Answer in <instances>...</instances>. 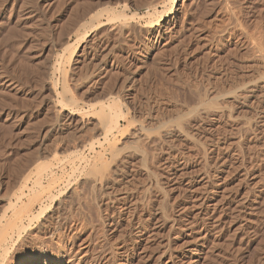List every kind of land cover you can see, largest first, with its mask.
Listing matches in <instances>:
<instances>
[{
	"label": "rangeland",
	"instance_id": "obj_1",
	"mask_svg": "<svg viewBox=\"0 0 264 264\" xmlns=\"http://www.w3.org/2000/svg\"><path fill=\"white\" fill-rule=\"evenodd\" d=\"M146 3L148 4V6H145L147 5ZM169 5H170L169 0L168 1L167 0H153V1L152 0L151 1L150 0H0V196H1L0 214L7 205L5 200L7 201L9 196L6 194L9 192L11 196L12 193H14V191L15 193L17 192L16 191L17 190L16 186L18 182L17 179H19L22 174L23 175L29 174L30 180L27 181V185L28 187H30L34 182L33 180L36 179L35 176L41 172H42L41 177L37 175V178L39 177L41 183L42 184L44 183L43 185H46L45 180L47 179V176L45 175V173L46 172L49 173L50 171L56 179L58 178L57 181L60 180V182L57 183L58 188L56 186L57 190H55V192L53 193L55 196L54 197L55 199L53 198L54 199L53 202L49 200L45 203V206H47L48 204L47 209L45 210L46 215H48L47 213H51V211H53L54 208L53 206L55 205V204L53 205V203H56L58 201L59 202L64 201V203H66L65 207L67 208L64 207L65 209L62 210L63 211L62 215L65 214L64 216H66V218L68 217L67 225L75 223L76 225H78L77 227L82 229L80 233L77 235V239H75L74 241L75 246L71 247L67 242L69 246L68 249L71 248L70 249L71 251L69 250V252H83L82 261L77 263L75 262V256L74 258L71 259L69 256L61 257L59 258V260H52L53 258L51 257L49 260V258H47L46 256L35 255L34 252L37 251L35 250V248L30 246L31 244H28L29 246L27 244L24 245V243L22 242L20 244L19 242L24 239L23 237H25V234L22 233L23 236L21 235L20 239L21 238L23 239L21 240L19 239L18 245L16 247L18 250L16 249L15 251L18 253L14 257H12V259L10 258L11 260H9V263H7L8 262L7 261L5 264H90L91 263L90 260L93 259H95L94 261H96V263H98L99 260L100 264H162L163 260L160 259V256L158 257V254L160 255V253H157V251L161 252L162 250L161 245L168 243V241L169 242L173 241L171 245L172 246L175 245L174 243H177V241H179L181 237L180 235H177L180 236L179 238H177L178 239L177 240L176 238H174L175 235L181 233L180 232L181 228L186 226V225L184 226L183 224L188 221L191 224L194 223L193 225V227L195 226L194 228L200 227L201 228L200 230L204 236L202 242L203 246H201L200 251L203 254L206 252L204 254L205 260L200 259L196 264H221V263L234 264V262L235 264H247V263L264 264V258H263L264 257V190H263L264 189V176H263L264 175V154H263L264 134H262V132L264 133V127H263L264 109L262 106L263 105L262 101H264V98L260 100L261 101L260 103L262 105L260 104V109L258 110H254V109L252 110L246 108L245 110H243L244 111L243 112L233 108L232 113H234L235 115L238 113L244 115L246 118L248 117L249 119L251 118L250 119L251 122L249 121L250 125H252L250 132H252V129L255 128V130L253 129L254 132L252 133L248 132L247 134H244L243 135L244 138L242 137L243 140H241L238 145L232 146L233 145L232 141H235L234 138L237 137L236 134L237 133L236 130L238 129L237 121L236 123L235 121H231V119H229L228 121L227 117H220L218 113V115L215 114L209 117L204 116L205 121L204 118L202 117L200 121L193 123V124L198 123L196 124L195 129L198 125H200L201 130L204 127L203 129L205 130V132L206 133L210 132L209 134H211V135L207 134V138L209 136L210 138L205 139L203 145L204 149L207 150V156H209L207 157V159L209 163L211 162L213 163V161L215 160L214 154L216 152H219L215 150L221 149L223 151V149L224 148L226 149L228 145L230 147L231 146L234 147L235 150L240 149L239 151H237L238 152L237 161L241 160L240 164L238 162V165H240V169L242 168V166L243 168L241 170L243 171L246 168L249 167L251 168L250 170L247 169L248 172L247 170H245L247 174L246 175L247 178L244 180V184H243L244 187H242V191L251 190L249 192L252 194V196H250L249 202L244 204V206L243 205L241 207L236 206L234 199H231L232 202L229 200L226 202V204L221 205L219 209L222 210V212L217 209V212H215L216 211L215 210L214 211L215 214H213L212 209H208V211L203 210V213L201 211L198 214L195 213L196 216L191 213L189 214L186 213L185 210L182 208L185 205L186 201L182 197L181 194L182 192L178 193V191L176 192V189L173 188L174 182L172 181V175H171L174 169L177 167L178 162L182 161L181 154L185 155L187 152L185 147L186 144L180 141V139H177L176 137H172V136H170L172 139L168 137L170 140L167 138V142L171 141L169 143H171V145L176 147L175 149H172V151L170 152H166V151L164 152L163 150L164 153H162V149L160 151L158 147L155 148L156 146L154 147L151 144H147V147L144 148L143 146L142 148L141 146H139L149 155L148 158L149 160H147L148 164L147 163L146 164L148 167L149 166L150 167L149 168L147 166L146 167L153 173L154 175L153 178L155 177L154 178L155 181L153 179L152 182L149 179L148 173L145 172L144 168L140 165V163L138 161L136 162V160H133L132 158H128L127 160H124L125 162L123 161L122 164L120 163L118 165V168L116 169L115 172L116 175H114L115 179L116 180L118 179L116 189L117 188L119 189V187L122 186L121 189L118 190L121 193L124 190L123 188H125V191L128 190L126 191L129 195L128 199L133 203L135 202L133 204L134 209L132 208L128 215L123 214L122 211L118 210V205L116 206V204L115 207L109 206V223H108L107 221L103 220L105 218L103 213L101 214L97 213L95 206L93 205L92 207V204H94V200L92 199V197H90V195L88 197L92 199V204H91V199L89 200V198L87 197H85V199L81 197V193L84 192H81L80 195H76V199L75 196L74 198H71L72 199L71 201L68 199L70 197L66 196V194H68L67 189L69 187L71 188L75 187V189L79 188L78 185L80 186L79 183H81L80 182L81 178L84 177L83 171L84 172L88 171L89 165L95 162V159L93 158V154H91L90 151L88 152L87 149L84 150L83 151L84 153L82 152V154L80 152L79 156L75 152H73L75 153L73 154L72 153L73 150L71 149L74 143L84 139L85 137L86 139H88L89 138L88 136H90L92 140L96 138L95 137L96 135L94 133H93V136L95 135L94 137L92 135H89V133L92 134L91 132L92 129L89 128L91 125H87L88 127H86V129L88 128V130H86L84 127L79 128L75 123H73L76 122L75 120H77V117L80 116L86 117L91 115L90 109H92L95 106L96 107L98 106V104L96 105L95 103H107L109 102V99H113L115 101V99L118 97L117 98L118 100L116 99V103L118 105V108L120 107L119 109L122 112V113L120 112V115L122 114L126 117V118L124 117L125 119L124 118L120 119V117L118 119L121 120L120 123L122 126L120 125V128L124 133H126L125 127L128 125L127 124L128 121L130 122L133 119L135 121H141L146 116L148 117L153 116L155 119L157 118L161 120H165V118L167 117H169L168 119H170V117H173L176 114L175 113L176 109L177 110L181 109V105L184 99L190 97L192 98L193 97L192 95L199 92V89H201L200 91H204L211 88L214 90L220 88L223 89L229 88L231 87V84L233 86L237 82H240L238 80L244 79L245 77L247 79L248 78L247 75L250 76L251 74L250 72H252V70H253L252 73H254V69L255 71H257L256 70L257 65H255L256 61L250 55L252 49L249 50L251 48L249 46L251 45V41L249 43L250 39L248 38V36H250V33L252 31L256 35L259 34L257 36L260 38V40H262V43L264 42V0H186V4H183L184 7H182L183 6L182 0H175V8L181 9L179 10L180 12L179 15H181L179 16V21L181 22V26L179 22L176 33H174V35H172L169 39L165 38L164 40H159L158 34L156 32L153 33L150 32L148 30L149 28L148 27L146 28L144 25L147 23L151 14H153L154 12L158 13L165 6H169ZM125 7L126 9H124ZM104 8L105 10H102ZM182 8L184 9L183 14H181V12L183 11ZM106 9H108L107 11L109 12H107ZM100 10L103 11L104 13L102 12V14H100L101 17L98 16V18H94L97 20H93L92 18L94 13L95 12L98 13ZM108 13H109V17H108ZM130 13L132 14V16ZM149 14L150 16H148ZM113 15L114 16L116 15V17H114ZM117 15L119 16L122 15L121 17L124 16L123 20L127 19L126 23L128 21L130 23L129 24L130 26L131 23L132 25L136 24L135 25L136 27L134 26L136 31L133 30L134 27L131 30V27L129 25L128 26L130 28L126 26L125 21L121 22L122 18H118V20L115 19L118 17ZM129 17L133 19V21ZM107 18H109L108 19L109 22L107 21ZM78 24L80 25V27ZM82 24L83 27L81 26ZM117 25L119 27L121 25H124V28L126 26L125 28L126 30L123 28L118 32L119 28H117ZM197 26L202 30L201 29L198 30L199 28H197ZM127 28L130 30H128ZM192 28L197 29L195 30L196 31L195 33L193 30H190ZM227 31L229 32V34ZM105 32L107 33L105 34ZM204 33L205 35L208 33L209 36L213 37L212 40H210L208 36L206 37ZM93 35H95L96 39L93 38ZM202 36L204 37V39L201 38ZM91 38H93L94 40ZM214 39H216V41ZM164 41H166L165 42L166 44L163 43ZM210 41L212 43H210ZM67 44L70 45L69 49L67 48L65 49L66 51H63L64 50L63 46ZM198 44L200 46V49L199 46L197 47ZM204 44L207 48L204 46ZM151 46L155 48H159L157 50H160L161 52L156 51L157 52L156 55L158 56V58H155L156 57L155 56L154 57L155 59L153 58L154 64L150 63L154 66L151 67L152 65L149 64V66L147 65L148 67H146L145 66L146 63H144V60H146V53H147L146 51L149 49V47L151 48ZM209 47H211V49ZM208 48L211 51H209ZM82 49H85L84 50L85 52L84 51L82 52ZM252 64L254 65L252 66ZM113 73L115 75H113ZM241 74H243V76ZM228 83H230L228 85L229 87L227 86ZM223 85H225V87ZM62 86H64L63 90H62L63 88ZM195 90L196 93L195 92L193 93V91ZM189 93H193V94L189 95ZM67 98L69 100L71 98V100L74 103L76 102L75 103L76 105L72 101H68ZM66 102H68V104H66ZM91 104L93 105V107L91 106ZM63 107L67 109H64ZM118 108L117 110H119ZM261 109L263 110L262 112ZM67 110L72 113L70 115L72 118L68 116V113H65L66 115L64 114V112H68ZM83 110L85 111L83 112ZM245 111L247 113H245ZM258 113L259 115L261 114L259 116L260 118L258 117ZM64 119L65 121H63ZM65 122H68V124ZM69 123H71L72 125H70ZM239 123H241V120L239 121ZM193 124L189 126V131L192 133L195 132L193 131L195 130L193 128L194 127ZM75 125L78 128H76ZM205 127H208V129H205ZM209 127L211 129H209ZM82 129L84 130V132ZM155 131H156L155 129L152 130V132ZM232 133L236 137L232 135L233 138L232 137L230 138L229 136H231ZM258 133L262 135L257 137L256 135H259ZM76 137L78 140L76 139ZM120 137L121 136H119L118 133L115 134L116 139ZM249 138L250 140H248ZM215 140L217 141L215 142ZM181 142L184 144H182ZM207 142H209L210 146L208 145ZM227 142H231V144L230 143L228 144ZM70 143L71 144L73 143L72 146ZM142 143L143 142L139 144L144 146L146 145ZM56 145L58 146V148ZM179 145L181 146V148ZM221 145L224 146L223 149ZM148 147H150L151 149ZM182 147L185 148V150ZM209 147L213 152L212 151L210 152ZM55 148L56 150L58 149L59 151L57 150L56 157L52 159L48 155L49 153L51 154L52 149L54 150ZM63 149H65L66 152L68 153L66 154V152H64L65 150ZM97 150H99V148H97ZM150 150H152V152ZM181 151L183 153H181ZM191 151L192 152L189 153L190 155L192 156L196 155L194 156L195 158L190 156L191 160L193 159H194L193 161L201 160L198 158L203 155V150H200L199 152L197 150L196 151L191 150ZM46 152L47 153L49 152L48 155ZM71 153L73 154V156ZM70 156H72L71 159ZM75 157H77L78 159L76 160ZM150 157L153 158L154 160L151 159ZM37 159H39L40 162L43 161L42 163H45L44 166L45 169L48 168V170L47 169L45 170V173H43L44 171L43 169H37L34 167V164L37 161ZM61 160L65 164L61 162ZM198 162L199 163H197V165L200 164L198 165V167L201 168V166L204 165V162L203 160ZM134 163L137 164L134 165ZM75 164L78 165L76 167V170L78 169L77 171L73 170L75 169L76 166ZM97 164H99V162H97ZM85 165L88 167H86ZM81 167L83 171L82 170L79 171ZM36 170L38 172H35ZM253 173L258 177L256 179L257 181H255L256 183H258V179H259L258 184L253 183L252 185V182L254 180L251 179L250 175H253ZM19 175L20 177H18ZM44 175L46 176L45 178L42 177ZM66 175L69 177L67 178ZM77 176L79 178H77ZM65 180H66L65 183L66 186L64 185ZM33 189L36 190L35 193L40 191V189L37 186L34 187ZM37 189H39V191ZM60 191H62L60 193V195L62 196L56 193ZM142 192H144V194ZM255 196H258V198ZM81 198L84 201L88 199L90 203L87 201V203L89 204H86V202L84 204ZM60 199L62 200L60 201ZM80 199L82 201H80ZM256 199L260 202L259 207L257 205V203L259 202H257ZM137 200H140V202ZM165 200H167V202ZM254 201H256L257 203ZM253 206L257 209V210L255 209L256 212H254ZM37 208L35 209L37 210ZM85 208L88 211H86ZM89 210L91 211V213L89 212ZM250 210L252 212H250ZM60 212L61 211L59 210V213ZM130 214L132 215L131 217ZM187 214L188 217L186 216ZM208 214L211 216H209ZM191 215H193L194 218V219L192 218V221L189 219L192 217ZM180 216L183 217L184 219L181 218ZM228 216H230L231 219L234 220L230 221L231 219ZM43 217L44 216L42 215L38 219L39 222L42 221L41 219H43ZM178 217L180 218V220ZM214 217L216 218L213 219ZM81 219H83L85 222ZM223 219L225 222H223ZM38 220L36 221L34 220L31 223L29 227L30 230H28V232L36 228L35 226L38 225L39 223ZM168 222L171 225H169ZM190 223H185V224H190ZM240 224L242 225L240 226ZM238 225L239 227H237ZM64 233L68 235L69 233L68 229ZM137 233L139 234L137 235ZM102 234L104 235L106 242L102 240L103 239ZM155 234L158 235L155 236ZM85 236L88 238L90 237V239L93 238L91 239L92 241L88 246L84 244L88 239ZM141 237L143 238L145 237L144 239L147 240L149 244ZM147 237L154 240L152 241ZM96 238L97 240H95ZM134 239L137 240L135 241ZM80 241L82 243H77ZM157 244L159 245L157 246ZM85 246H87V249L84 248ZM50 250L54 252V249H50ZM144 250H145V254H144ZM94 251H97V253ZM113 252L114 253L119 252V254H113ZM232 253L234 254L236 253L235 254L236 256ZM224 254L228 256L226 257ZM206 255L208 256L207 258ZM247 255L248 256L251 255V256L248 257ZM145 256L148 259L145 258ZM210 256L211 257L214 256V258H210ZM224 257L227 259H225ZM257 257H259L260 260ZM248 259L249 260L251 259L252 262L250 260L251 262L250 263ZM257 260L258 262H256ZM173 261L176 263H174ZM171 262H172L171 264H178L179 261L177 259H173Z\"/></svg>",
	"mask_w": 264,
	"mask_h": 264
},
{
	"label": "bare ground",
	"instance_id": "obj_2",
	"mask_svg": "<svg viewBox=\"0 0 264 264\" xmlns=\"http://www.w3.org/2000/svg\"><path fill=\"white\" fill-rule=\"evenodd\" d=\"M151 1V0H150ZM153 1V0H152ZM168 1V0H167ZM170 1V5L169 6H165L160 12H154L153 14H150L148 16L149 19L147 21V23L144 25L146 28L148 27L149 31L150 32H156L158 34V37H159V40H164L165 38H170L172 35H174V33H176L177 31V27L179 25V8H175V0H169ZM148 3V2H147ZM146 3V4H147ZM154 3V2H153ZM224 3V2H223ZM165 4V3H164ZM168 4V3H167ZM183 4H186V0H182V5ZM145 5V4H143ZM139 6V5H138ZM145 6H148L145 5ZM226 6V5H225ZM88 7V6H87ZM141 7V6H140ZM139 7V8H140ZM179 7V6H178ZM181 7V6H180ZM184 7V5L182 6ZM147 8V7H146ZM115 9V8H114ZM126 9V7L124 8ZM152 9V8H151ZM183 9V8H182ZM224 9V8H223ZM102 10H105L102 9ZM108 9H106L107 11ZM224 11V10H223ZM228 11V10H227ZM103 11H99L98 13L95 12L94 15H93V20H97V19H94V18H98L101 17L100 14H102ZM109 12V11H107ZM123 12V11H122ZM152 12V11H151ZM184 12V9L183 11L181 12V14H183ZM104 13V12H103ZM106 13V12H105ZM113 13V12H112ZM231 13V12H229ZM99 14V15H98ZM131 14V13H130ZM146 14H147V11H146ZM233 14V13H232ZM114 16V15H113ZM118 17L115 18L118 20V18H122V21L121 22H124L126 23V20H123V17H121L122 15H117ZM132 16V14H131ZM146 16V17H148ZM187 16V15H186ZM221 16V15H220ZM108 17H109V13H108ZM116 17V15L114 16ZM217 17V16H216ZM130 18V17H129ZM109 18H107V21L109 22L108 20ZM125 19V18H124ZM131 19V18H130ZM199 19V18H198ZM197 19V20H198ZM219 19V18H218ZM133 21V19H131ZM196 20V19H195ZM223 20V19H221ZM220 20V21H221ZM228 20V19H227ZM92 21V20H90ZM112 21V20H111ZM183 21V20H182ZM200 21V20H199ZM230 21V20H229ZM195 22V21H194ZM113 23V22H112ZM124 23V24H125ZM128 23V24H127ZM126 23V26H128L130 23L127 21ZM219 23V22H218ZM190 24V23H189ZM209 24V23H208ZM206 24V25H208ZM222 24V23H221ZM79 25V24H78ZM120 25V23H119ZM136 25V24H135ZM135 25H132L131 23V30L132 28L135 26ZM201 25V24H200ZM233 25V24H232ZM83 27V24L81 25ZM125 26V28H126ZM128 26V27H129ZM138 26V25H137ZM180 26H181V22H180ZM192 26V24H191ZM205 26V25H204ZM214 26V25H213ZM234 26V25H233ZM80 27V25H79ZM114 27V26H113ZM129 27V28H130ZM136 27V26H135ZM135 27L133 28V30H135ZM140 27V26H139ZM196 27V26H195ZM206 27V26H205ZM210 27V26H209ZM116 28V27H115ZM117 28L118 29V32L119 30H122L124 28V25H121L120 27L117 25ZM124 28V29H125ZM142 28V27H141ZM194 28V27H193ZM190 29V30H193L194 33L196 32L195 30L197 29ZM197 28H199L197 26ZM128 29V28H127ZM201 28H199L198 30H200ZM209 29V28H208ZM221 29V28H220ZM102 30V29H101ZM109 30V28H108ZM117 30V29H116ZM126 30V29H125ZM130 30V29H128ZM138 30V29H137ZM202 30V29H201ZM136 31V30H135ZM179 31V29H178ZM192 31V32H193ZM212 31V30H211ZM221 31V30H220ZM219 31V33H220ZM96 32V31H95ZM109 32V31H108ZM114 32V31H113ZM122 32V31H121ZM128 32V31H127ZM148 32V31H147ZM199 32V31H198ZM213 32V31H212ZM211 32V33H212ZM223 32V31H222ZM221 32V34H222ZM228 32V31H227ZM250 32V31H249ZM256 32V31H255ZM98 33V32H97ZM107 32H105L106 34ZM201 33V31H200ZM218 33V32H217ZM103 34V33H102ZM121 34V33H120ZM131 34V33H130ZM139 34V33H138ZM155 34V35H157ZM208 34V33H207ZM204 35L212 40L213 37L209 36L208 35ZM216 34V33H215ZM214 34V35H215ZM229 34V32H228ZM101 35V34H100ZM99 35V36H100ZM154 35V36H155ZM198 35V33H197ZM203 35V36H204ZM212 35V34H211ZM259 35V34H257ZM255 33H253L251 31L250 33V36H248V39L249 40V43L251 41V45H249L251 48L249 50L252 49V52H251V57L254 58V60L256 61V70L254 69V73L253 70L252 72H250V76H248V78L246 79V77L244 79H241V80H238L240 82H237L235 85L232 86L231 84V87H229L228 85L230 83L227 84V86L229 88H220V89H216L217 90H214V89H208V90H204V91H200L201 89H199V92L196 93V90L193 91V93L195 92L196 94H193V93H189L190 94H193L192 98H185L182 105H181V109L178 111L176 109V114L173 116V117H170V119H168L169 117L165 118V120H161V119H155L153 116L152 117H148L146 116L145 118H143L141 121H135L134 119L132 121H128V125L125 127L126 128V133H124L122 131V129L120 128V125H121V120H119L118 118L120 117V119L124 118L125 116L124 115H120V112L121 110L118 108V105L116 103V98L115 101L113 99H109V102L107 103H95L96 105L98 104V106L96 107L95 104L93 107V103L91 104V107L92 109H90V113L91 115L89 116H80V117H77V120H75L76 122H73L75 123L79 128H82L84 127L86 129V127H88L87 125H91L89 128L92 129V134L89 133V135H92L93 136V133L96 135H94L96 138L95 139H91L90 136H88L89 138L86 139V137L82 140H79L77 141L76 143H72L71 144V149L73 150V152L77 153L78 156L80 155V152L82 154V152L84 150H88V152L90 151L91 154H93V158L95 159V162H93V164H90L89 165V169L88 171L84 172L82 167L80 168L79 171H83L84 173V177H80L81 178V183L80 186L78 185V187L80 188H71V187H67L68 189V194H66V196L70 197L68 198L70 201L72 200L71 198H74L75 196V199H76V195H80L81 192H84V193H81V197L85 199V197L89 198L88 196L90 195V197H92V199L94 200V204H92V199L89 198V200L91 199V204H92V207L93 205L95 206L96 208V211L97 213H103V215L105 216V218L103 220L107 221L109 223V206H114L115 207V204L116 206L118 205V210L122 211L123 214H129L131 209L133 208V203L132 201H130L128 199L129 195L126 191H125V188H123L124 190L121 192H119L118 190L121 189L122 186L119 187V189L117 188L116 189V186H117V180L115 179L114 175L115 172H116V169L118 168V165L124 161V160H127L128 158H132L133 160H136V162L138 161L140 163V165L144 168L145 172L148 173L149 175V179L152 181L154 178H153V173L148 169L149 167L147 166V160H149V155L144 151L142 150V146L143 148L144 147H147V144H151L153 145L155 148H159V150L161 151L162 149V153H164L165 151L166 152H170L172 151V149H175V147L173 145H171V141L167 142V138L172 136V137H176L177 139H180V141L184 142L186 145V154L185 155H182L181 154V162H178V165L176 167L175 165V169L173 171V173L171 174L172 175V181L174 182L173 183V188L176 189V192L178 191V193H181L182 194V197L184 198V200L186 201L185 205L182 207L186 213H191L193 215L198 214L200 213V211L203 213V210L204 211H208V209H212L213 211V214L214 211L217 212V209L220 210L219 208L221 207V205H224L226 204L227 201H231V199H234V202L236 203V206H244V204H246L247 202H249V198L250 196H252V194L247 191V190H243L242 191V187H244V180L247 178V174H246V171L245 170H250L251 168H244L245 170H241L243 168L240 169V165H238V162L240 164V161H237V155H238V152L239 150H235L234 145H238L240 143L241 140H243V135L244 134H247L248 132L251 131V128H252V125H250V119L249 117L246 118L244 115H241V114H234L232 113L233 112V108L237 109L238 111H243L245 110L246 108L247 109H254V110H258L260 109V100L262 98H264V45L262 43V40H260V38L257 36ZM98 36V37H99ZM121 36V35H119ZM183 36V35H182ZM201 37L204 39V37ZM101 37V36H100ZM103 37V36H102ZM117 37V36H116ZM186 37V36H185ZM205 37V38H206ZM211 37V38H210ZM229 37V36H228ZM93 38H95V35H93ZM91 38V39H93ZM189 38V36H188ZM200 38V39H201ZM207 38V39H208ZM231 38V37H230ZM96 39V38H95ZM128 39V38H127ZM199 39V40H200ZM217 39V38H216ZM216 39H214L216 41ZM94 40V39H93ZM99 40V39H97ZM96 40V41H97ZM175 40V38H174ZM206 40V39H205ZM244 40V39H243ZM66 41V40H65ZM157 41V40H156ZM183 41V40H182ZM85 42V41H84ZM158 42V41H157ZM162 42V41H161ZM166 41H164L163 43H165ZM170 42V41H169ZM177 42V41H176ZM65 43V42H64ZM89 43V42H87ZM97 43V42H96ZM139 43V41H138ZM210 43H212L210 41ZM214 43V41H213ZM247 43V42H246ZM93 44V43H92ZM166 44V43H165ZM164 44V46H165ZM169 44V43H168ZM207 44V43H206ZM209 44V43H208ZM84 45V44H83ZM89 45V44H88ZM156 45V44H155ZM161 45V44H160ZM159 45V46H160ZM180 45V44H179ZM192 45V44H191ZM213 45V44H212ZM69 44L67 45H64L63 46V51H66L65 49H69ZM105 46V44H104ZM113 46V44H112ZM153 46V44H152ZM151 48L149 47V49L146 51V60H144V63H146V67L149 66L150 63H153V60L155 58H158V56L156 55L157 52L156 51H159L161 52L160 50H157L159 48H155V47H152ZM163 46V44H162ZM175 46V45H173ZM196 46V45H195ZM199 46V44L197 45V47ZM205 46V44H204ZM85 47V46H83ZM147 47V46H146ZM158 47V46H157ZM206 47V46H205ZM215 47V45H214ZM218 47V46H217ZM109 48V47H108ZM144 48V47H143ZM202 48V47H201ZM207 48V47H206ZM211 49V47H209ZM208 48V50H209ZM249 48V47H248ZM110 49V48H109ZM167 49V48H166ZM199 49H200V46H199ZM215 49V48H214ZM85 49H82V52L84 51ZM206 50V49H205ZM110 51V50H109ZM207 51V50H206ZM211 51V50H209ZM80 52V53H82ZM85 52V51H84ZM165 52V51H164ZM197 52V51H196ZM199 52V51H198ZM62 53V52H61ZM107 53V52H106ZM112 54V53H111ZM159 54V53H158ZM205 54V52H204ZM253 54V56H252ZM84 55V54H83ZM87 55V54H86ZM85 55V56H86ZM102 55V54H101ZM208 55V53H207ZM70 56V55H69ZM156 56V57H155ZM155 57V58H154ZM250 57V58H251ZM70 58V57H69ZM68 58V59H69ZM154 58V59H153ZM217 59V58H215ZM116 60V59H115ZM249 60V59H248ZM254 61V62H255ZM97 62V61H96ZM156 62V61H155ZM169 62V61H168ZM98 63V62H97ZM105 63V62H104ZM160 63V62H159ZM154 64V63H153ZM141 65V64H140ZM148 65V66H147ZM152 65V64H150ZM157 65V63H156ZM254 64H252L253 66ZM96 66V64H95ZM144 66V65H143ZM154 65H152L151 67H153ZM137 67V66H136ZM169 67V66H168ZM255 67V66H254ZM168 69V68H167ZM53 70V69H52ZM55 70V69H54ZM61 71V70H60ZM109 71V70H108ZM128 71V70H127ZM96 72V71H95ZM47 73V72H46ZM50 73V72H49ZM52 73V72H51ZM62 73V72H60ZM67 73V72H66ZM116 73V72H115ZM126 73V72H125ZM225 73V72H224ZM112 74V73H111ZM118 74V73H117ZM229 74V73H228ZM249 74V73H248ZM110 75V74H109ZM113 75H115L113 73ZM243 76V74H241ZM245 76V75H244ZM66 77V76H65ZM130 77V76H129ZM166 77V76H165ZM240 78V77H239ZM243 78V77H242ZM63 79V78H62ZM130 79V78H129ZM238 79V78H237ZM236 79V80H237ZM68 80V79H67ZM125 80V79H124ZM123 80V82H124ZM147 81V80H146ZM155 81V80H154ZM168 81V79H167ZM186 82V81H185ZM188 82V81H187ZM192 82H195V81H192ZM219 82V81H218ZM226 82V81H225ZM63 83V82H62ZM183 83V82H182ZM204 83V82H203ZM208 83V82H207ZM48 84V83H47ZM56 84V83H55ZM161 84V83H160ZM190 84V83H188ZM209 84V83H208ZM221 84V83H220ZM63 85V84H62ZM65 85V84H64ZM120 85V84H119ZM135 85V84H134ZM198 85V84H197ZM201 85V84H200ZM130 86V85H129ZM128 86V87H129ZM192 86V85H191ZM210 86V85H209ZM218 86V85H216ZM225 87V85H223ZM61 87V86H60ZM62 90L64 89V86H62ZM121 87V86H120ZM190 87V86H189ZM193 87V86H192ZM199 87V86H198ZM222 87V86H221ZM200 88V87H199ZM202 88V87H201ZM219 88V87H218ZM118 89V88H117ZM195 89V88H194ZM68 90V89H67ZM125 90V89H124ZM188 90V89H186ZM190 90V89H189ZM193 90V89H192ZM198 90V89H197ZM65 92V91H64ZM184 92V91H183ZM189 92V91H188ZM67 93V92H66ZM116 93V92H115ZM164 94V93H163ZM121 95V94H120ZM159 95V94H158ZM119 96V95H118ZM132 96V95H131ZM121 97V96H120ZM173 97V96H172ZM177 97V96H176ZM183 97V96H182ZM105 98V97H104ZM103 98V100H104ZM109 98V97H108ZM111 98V96H110ZM113 98V97H112ZM68 99V98H67ZM106 99V98H105ZM118 100V99H117ZM172 100V99H171ZM68 101H72L71 98L70 100L68 99ZM76 101V100H74ZM107 101V100H106ZM131 101V100H130ZM52 102V101H51ZM58 102V101H57ZM63 102V101H62ZM73 102V101H72ZM119 102V101H118ZM121 102V101H120ZM162 102V101H161ZM164 102V101H163ZM177 102V101H176ZM264 101H262V106H263V109H264ZM74 103V102H73ZM76 103V102H75ZM74 103V104H75ZM159 103V102H158ZM174 103V102H173ZM64 104V103H63ZM66 104H68V102H66ZM65 104V105H66ZM120 104V103H119ZM59 105V104H58ZM76 105V104H75ZM89 105V104H88ZM132 105V104H131ZM177 105V104H176ZM180 105V104H179ZM55 106V105H54ZM86 106V105H85ZM121 106V105H120ZM172 106V105H171ZM261 106V107H262ZM89 107V108H90ZM64 109H67L65 107H63ZM77 108V107H76ZM79 108V107H78ZM117 108L119 110H117ZM134 108V107H133ZM178 108V107H176ZM180 108V107H179ZM75 109V108H74ZM68 111V110H67ZM73 111V110H72ZM85 110H83L84 112ZM88 111V110H87ZM140 111V110H139ZM138 111V112H139ZM168 111V110H167ZM166 111V112H167ZM178 111V112H177ZM250 111V110H249ZM248 111V112H249ZM263 110L261 109V112ZM74 112V111H73ZM79 112V111H78ZM141 112V111H140ZM160 112V111H159ZM237 112V111H236ZM244 112V111H243ZM242 112V113H243ZM53 113V112H52ZM65 113H68V116H70L72 113L70 111L68 112H64ZM122 113V112H121ZM128 113V112H127ZM142 113V112H141ZM146 113V112H145ZM161 113V112H160ZM171 113V112H170ZM219 113V116L220 117H227L228 121L229 119H231V121H237V126H238V129L236 130L237 131V137L232 133L231 136H229L230 138L234 135L236 138L235 141H232V146L229 147L227 146L226 149L224 148V144L221 145L223 151L220 149V150H215V151H219V152H216L214 155H215V160L213 161V163H209L208 162V159L207 157V150L204 149V141L205 139H208L210 138V136L207 138V134L208 135H211L209 134L210 132L206 133L205 130L202 128H200V125H198L195 129V126L196 124L198 123H195L193 124L194 122H197V121H200L202 119V117L204 118V116L206 117H209V116H213L215 114L218 115ZM245 113H247L245 111ZM256 113V112H255ZM260 113V112H259ZM258 113V117L261 115H259ZM60 114V113H59ZM86 114V113H85ZM88 114V113H87ZM124 114V113H123ZM140 114V113H139ZM147 114V113H146ZM156 114V113H155ZM66 115V114H65ZM134 115V114H133ZM164 115V114H162ZM60 116V115H59ZM218 116V117H219ZM257 116V115H255ZM71 117V116H70ZM143 117V115H142ZM162 117V116H161ZM64 118V117H63ZM72 118V117H71ZM126 118V117H125ZM124 118V119H125ZM137 118V117H136ZM211 118V117H210ZM213 118V117H212ZM260 118V117H259ZM123 119V120H124ZM73 120V121H74ZM160 120V121H159ZM219 120V119H218ZM217 120V121H218ZM241 120V123H239V121ZM243 120V121H242ZM65 121V119L63 120ZM72 121V120H71ZM204 121H205V118H204ZM208 121V120H207ZM250 121V122H249ZM253 121V119H252ZM68 124V122H65ZM59 124V123H58ZM70 125H72L71 123H69ZM193 124V128L195 130V132H190L189 131V126H191ZM75 125V126H76ZM214 125V124H213ZM68 126V125H67ZM76 126V128H78ZM122 126V125H121ZM152 126V127H151ZM154 126V128H153ZM236 126V128H237ZM255 126V125H254ZM253 126V127H254ZM55 127V126H54ZM264 127V126H263ZM70 128V127H68ZM67 128V129H68ZM191 128V127H190ZM198 128V129H197ZM214 128V127H213ZM262 128V127H261ZM52 129V128H51ZM73 129H74V126H73ZM155 129L156 131L155 132H152V130ZM205 129H208V127H205ZM209 129H211L209 127ZM217 129V128H216ZM255 130V128H253ZM252 129V132H254ZM259 129V128H257ZM256 129V131H257ZM69 130V129H68ZM83 130V129H82ZM88 130V128L86 129ZM214 130V129H213ZM230 130V129H229ZM192 131V130H191ZM208 131V130H207ZM228 131V130H227ZM235 131V130H234ZM235 131V132H236ZM263 131V130H262ZM84 132V130H83ZM90 132V131H89ZM250 132V133H252ZM118 133L119 136H121L120 138L116 139L115 138V134ZM219 133V132H218ZM225 133V132H224ZM257 133V132H255ZM68 134V132H67ZM71 134V133H70ZM82 134V133H81ZM87 134V133H86ZM85 134V135H86ZM259 134V133H258ZM262 134H264L262 132ZM261 134V135H262ZM88 135V134H87ZM213 135V134H212ZM229 135V134H227ZM254 135V133H253ZM256 135V134H255ZM260 134L259 135H256L257 137L258 136H261ZM50 136V135H49ZM77 136V135H76ZM93 136V137H94ZM226 136V135H225ZM255 136V138H256ZM60 137V136H59ZM80 137V136H79ZM217 137V136H216ZM215 137V138H216ZM243 137V138H242ZM250 137V136H249ZM253 137V136H251ZM69 138V137H68ZM82 138V137H81ZM80 138V139H81ZM171 138V137H170ZM263 138V137H262ZM70 139V138H69ZM77 139V137H76ZM169 139V138H168ZM172 139V138H171ZM175 139V138H174ZM224 139V138H223ZM258 139V138H257ZM78 140V139H77ZM170 140V139H169ZM210 140V139H209ZM218 140V139H217ZM215 140V142L217 141ZM247 140V139H246ZM250 140V138L248 139ZM174 141V140H173ZM177 141V140H176ZM208 141V140H206ZM212 141V140H211ZM210 141V142H211ZM222 141V140H221ZM228 141V140H226ZM230 141V140H229ZM252 141V140H251ZM257 141V140H256ZM59 142V141H57ZM70 142V141H69ZM143 142L144 144H146L145 146L144 145H140L139 143ZM181 142V143H182ZM224 142V141H223ZM244 142V141H243ZM262 142V141H261ZM56 143V142H55ZM142 143V144H143ZM177 143V142H175ZM180 143V142H178ZM182 143V144H184ZM208 145H209V142H207ZM225 143V142H224ZM228 144L231 142H227ZM226 143V144H227ZM245 143V142H244ZM249 143V142H248ZM264 143V142H263ZM53 144V143H52ZM57 144V143H56ZM64 144V143H63ZM69 144V143H68ZM139 144V145H138ZM181 144V146H182ZM225 144V146H226ZM67 145V144H66ZM177 145V144H176ZM207 145V144H206ZM250 145V144H249ZM46 146V145H45ZM57 146V145H56ZM55 146V147H56ZM141 146V148L139 147ZM149 146V145H148ZM152 146V147H153ZM180 146V145H179ZM178 146V147H179ZM180 146V148H181ZM184 146V145H183ZM210 146V145H209ZM68 147V146H67ZM153 147V148H154ZM213 147V145H212ZM250 147V146H248ZM255 147V145H254ZM259 147V146H258ZM58 148V146H57ZM63 148V147H62ZM65 148V147H64ZM97 148H99V150H97ZM150 148V147H148ZM183 148V147H182ZM217 148V147H216ZM229 148V149H227ZM234 148V149H233ZM239 148H240V145H239ZM147 149V148H146ZM151 149V148H150ZM185 150V148H183ZM210 149V147H209ZM213 149V148H212ZM215 149V148H214ZM246 149V148H245ZM249 149V148H247ZM251 149V148H250ZM254 149V148H253ZM58 150V149H57ZM57 150L56 148L53 150L52 149V152L51 154L47 153L48 156H50L52 159L56 157V153H57ZM61 150V149H60ZM65 150V149H63ZM62 150V151H63ZM149 150V149H148ZM153 150V149H152ZM152 150H150L152 152ZM164 150V152H163ZM180 150V149H178ZM176 150V151H178ZM191 150H197L198 152L200 150H203V155L200 156L199 154V158L198 159H201L203 160L204 162V165L200 167H198V164L199 163L198 161H201V160H191V157L192 155H190L189 153L192 152ZM59 151V150H58ZM155 151V150H154ZM212 150L210 149V152ZM214 151V152H215ZM246 151V150H245ZM61 152V151H60ZM66 152V150L64 151ZM70 152V151H69ZM156 152V151H155ZM154 152V153H155ZM180 152V151H179ZM178 152V153H179ZM197 152V153H198ZM213 152V151H212ZM237 152V153H236ZM261 152V151H259ZM59 153V152H58ZM62 153V152H61ZM68 152H66L67 154ZM71 153V154H72ZM73 153V154H75ZM84 153V152H83ZM177 153V152H175ZM181 153H183L181 151ZM72 154V156H73ZM90 154V155H91ZM169 154V153H168ZM194 154V153H193ZM264 154V153H263ZM156 155V154H155ZM161 155V154H160ZM178 155V154H177ZM46 156V154H45ZM63 156V155H61ZM70 156V159L71 157ZM77 156V155H76ZM77 156V157H78ZM82 156V155H81ZM80 156V157H81ZM151 156V155H150ZM159 156V155H158ZM167 156V155H166ZM196 156V155H194ZM192 156V157H194ZM198 156V155H197ZM241 156V155H240ZM239 156V157H240ZM77 157L76 160L78 159ZM170 157V156H169ZM176 157V156H175ZM178 157V156H177ZM69 158V157H68ZM82 158V157H81ZM151 158V157H150ZM166 158V157H165ZM172 158V157H171ZM195 158V157H194ZM197 158V157H196ZM211 158V157H210ZM35 159V158H34ZM84 159V158H83ZM82 159V160H83ZM110 159V160H109ZM153 159V158H151ZM164 159V158H163ZM261 159V157H260ZM31 160V159H30ZM51 160V159H50ZM63 160V159H62ZM61 160V162H63ZM65 160V158H64ZM68 160V159H67ZM154 160V159H153ZM175 160V159H174ZM35 161V160H34ZM110 161V162H109ZM178 161V160H177ZM211 161V160H210ZM32 162V161H31ZM43 162V161H42ZM39 161V159H37V161L33 162L34 164V167L37 168V169H43V170H40V171H43V173H45V170L48 168L45 169V163H42ZM49 162V161H48ZM71 162H74V161H71ZM70 162V163H71ZM85 162V161H84ZM97 162H99V164H97ZM125 162V161H124ZM134 162V161H133ZM163 162V161H162ZM64 163V162H63ZM90 163V162H88ZM127 163V162H126ZM129 163V162H128ZM147 163V164H146ZM150 163V162H149ZM152 163V162H151ZM202 163V162H201ZM30 164V163H29ZM60 164V162H59ZM65 164V163H64ZM72 164V163H71ZM124 164V163H123ZM137 164V163H136ZM134 163V165H136ZM174 164V163H173ZM245 164V163H244ZM76 165V164H75ZM127 165V164H126ZM32 166V165H31ZM57 166V165H56ZM73 166V165H72ZM78 165L75 166V169H73L74 171L76 170V167ZM86 166V165H85ZM148 168H147V167ZM153 166V165H152ZM246 166V165H244ZM251 166V165H250ZM52 167V165H51ZM88 167V166H86ZM138 167V166H137ZM258 167V166H257ZM256 167V168H257ZM71 168V167H70ZM85 168V167H84ZM167 168V167H166ZM154 169V168H153ZM159 169V168H158ZM78 170V169H77ZM76 170V171H77ZM152 170V169H151ZM156 170V169H155ZM166 170H169V169H166ZM247 170V172H248ZM52 171V170H51ZM73 171V172H74ZM153 171V170H152ZM254 171V169H253ZM35 172H38L37 170ZM56 172V171H55ZM62 172V171H61ZM124 172V170H123ZM24 173V172H23ZM42 173V172H41ZM41 173L37 174L38 176L41 177ZM81 173V172H79ZM156 173V171H155ZM167 173V172H166ZM250 173V172H249ZM20 174V173H19ZM67 174V173H66ZM126 174V173H125ZM251 174V173H250ZM35 175V174H34ZM37 175L35 176L36 179L33 180V184L32 186L28 187L27 185V181L30 180V177H29V174H25V175H20L18 177H20L17 181V192L15 193H12V195L10 196V193L6 195H8V199L7 201L5 200L6 202V206L5 208L2 210L1 214H0V264H5L7 261V263H9V260L12 259V257H14L18 252H15L16 251V247L18 245V242H19V239L22 235V233L25 234V237L21 238L23 239L22 241H20L19 243L21 244L24 243L25 244H31L30 246H32L33 248H35V250L37 252H34L35 255L37 256H46L47 258H50L52 257L53 259L52 260H59V258L61 257H70L71 258H74L75 256V262H81L82 261V254L83 252H69V250L71 249H68L69 246L73 247L75 246V239H77V235L80 233V231L82 230L81 228L77 227L78 225H76L75 223L74 224H68V217L66 218V216L62 215L63 213V209L67 208L65 207L66 203H64V201L62 202H56V203H53V211H51V213H47L48 215H46V212L45 210L47 209V206H45V203L49 200H51V202H53V200L55 199L54 197V192L55 190H57L58 188V185L57 183L60 182V180L57 181V179L53 176V174L49 171L45 173V175L47 176V179L45 180L46 181V185H43L41 183V180L40 178L38 177L37 178ZM42 176V177H46V176ZM82 175V174H81ZM67 176V175H66ZM65 176V177H66ZM164 176V175H163ZM251 176V179L254 180L252 182V185L253 183L255 184H258L259 183V179H258V183H256L255 181H257L256 179L258 178L256 175H250ZM259 176V175H258ZM264 176V175H263ZM34 177V178H35ZM64 177V176H63ZM69 176H67L68 178ZM29 178V179H28ZM33 178V179H34ZM62 178V177H61ZM77 178H79L77 176ZM120 178V177H119ZM159 178V177H158ZM243 178V179H242ZM66 179V178H65ZM74 179V178H73ZM148 179V178H147ZM68 180V179H67ZM71 180V179H70ZM138 180V179H137ZM62 181V180H61ZM155 181V179H154ZM157 181V180H156ZM125 182V181H124ZM147 182V181H146ZM153 182V181H152ZM246 182V181H245ZM263 182V181H262ZM31 183V182H30ZM66 180L64 182V185L66 186ZM119 183V182H118ZM121 183V182H120ZM172 183V182H171ZM16 184V183H15ZM70 184V183H69ZM77 184V183H76ZM133 184V183H132ZM142 184V183H141ZM145 184V183H144ZM157 184V183H156ZM62 185V183H61ZM75 185V184H74ZM125 185V184H124ZM149 185V184H148ZM159 185V184H158ZM166 185V184H165ZM38 187L40 189H37L39 192H36L35 193V189H33L34 187ZM57 186V188H56ZM76 186V185H75ZM119 186V185H118ZM145 186V185H144ZM256 186V185H255ZM62 187V186H61ZM251 187V186H250ZM249 187V188H250ZM6 188V187H5ZM65 188V187H64ZM152 188V187H151ZM155 188V187H154ZM153 188V189H154ZM170 188V187H169ZM60 189V188H59ZM79 191H78V190ZM150 189V188H149ZM157 189V188H156ZM261 189V188H260ZM258 189V190H260ZM6 190V189H5ZM13 190V188H12ZM133 190V189H131ZM158 190V189H157ZM172 190V189H171ZM264 190V189H263ZM11 191V189H10ZM64 191V190H63ZM129 191H130V188H129ZM141 191V189H140ZM143 191V190H142ZM145 191V190H144ZM156 191V190H155ZM253 191V189H252ZM255 191V190H254ZM62 191L60 192H56L58 195H60ZM169 192H170V189H169ZM262 192V191H261ZM3 193V192H2ZM28 193V194H27ZM32 193V194H31ZM131 193V192H130ZM135 193V192H134ZM141 193V192H140ZM138 193V194H140ZM144 194V192H142ZM158 193V191H157ZM161 193V191H160ZM84 194V195H82ZM87 194V196H86ZM132 194V193H131ZM130 194V195H131ZM32 195V196H31ZM148 195V194H146ZM155 195V194H154ZM162 195V193H161ZM180 195V194H179ZM254 195V193H253ZM5 196V195H4ZM62 196V195H60ZM1 197V196H0ZM138 197V196H137ZM161 197V196H160ZM178 197V196H177ZM181 197V196H180ZM181 197V198H182ZM258 198V196H255ZM254 197V198H255ZM262 197V196H260ZM13 198V200H12ZM54 198V199H53ZM57 198V197H56ZM81 198V199H82ZM143 198V197H141ZM67 199V200H68ZM80 199V201H82ZM168 199V198H167ZM3 200V201H4ZM25 200V202H24ZM62 199H60L61 201ZM236 200V201H235ZM260 200V199H259ZM65 201H66V198H65ZM78 201H79V198H78ZM88 199L86 201L83 200L84 204L86 202V204H89L90 201H88L89 203H87ZM135 201V200H134ZM140 202V200H137ZM145 201V200H144ZM167 202V200H165ZM257 202H259L257 199H256ZM254 201V202H256ZM74 202V201H72ZM82 202V203H83ZM138 202V203H139ZM184 202V201H182ZM181 202V203H182ZM256 202V203H257ZM262 202V201H261ZM3 203V202H2ZM49 203V202H48ZM71 203V202H70ZM150 203V202H149ZM163 203V202H162ZM165 203V202H164ZM235 203H234V206H235ZM263 203V202H262ZM74 204V203H72ZM183 204V203H182ZM228 204V203H227ZM254 204V203H253ZM259 203H257L258 207H259ZM51 205V204H50ZM70 205V204H69ZM80 205V204H79ZM263 205V204H261ZM260 205V206H261ZM75 206V205H74ZM86 206V205H85ZM157 206V205H156ZM155 206V207H156ZM159 206V205H158ZM233 206V207H234ZM247 206V205H246ZM1 207V206H0ZM38 207V208H37ZM65 207V208H64ZM88 207V205H87ZM91 207V206H89ZM37 208V210L35 209ZM78 208V207H77ZM76 208V209H77ZM83 208V207H82ZM137 208V207H136ZM142 208V207H141ZM157 208V207H156ZM180 208V207H179ZM226 208V207H225ZM232 208V207H231ZM235 208V207H234ZM73 209V208H72ZM79 209V208H78ZM86 209V208H85ZM134 209V208H133ZM140 209V208H139ZM145 209V208H144ZM159 209V208H158ZM222 209V208H221ZM233 209V208H232ZM231 209V210H232ZM255 207L253 206V210L254 212L255 211ZM50 210V209H49ZM59 210L61 211V215L59 213ZM157 210V209H156ZM237 210V208H236ZM252 210V209H251ZM250 210V212H252ZM257 210V209H256ZM261 210V209H260ZM65 211H68V210H65ZM86 211H88L86 209ZM210 211V212H212ZM222 212V210H220ZM226 211V210H225ZM234 211V210H233ZM243 211V210H241ZM262 211V210H261ZM9 212V213H8ZM48 212V211H47ZM77 212V211H76ZM80 212V211H79ZM89 212L91 213V211L89 210ZM156 212V211H155ZM231 212V211H230ZM253 212V213H254ZM259 212V211H258ZM65 213V212H64ZM87 213V212H86ZM94 213V212H93ZM166 213V211H165ZM183 213V212H182ZM219 213V212H218ZM247 213V212H246ZM249 213V212H248ZM69 214V213H68ZM88 214V213H87ZM160 214V213H159ZM188 214L186 215L188 217ZM207 214V213H206ZM256 214V213H255ZM44 216L43 219H41L42 221L39 222V218L41 216ZM82 215V214H81ZM95 215V214H94ZM178 215V214H176ZM185 215V214H184ZM193 215H191L192 217L189 218L191 221H192V218H193ZM205 215V214H204ZM203 215V217H204ZM209 215V214H208ZM220 215V214H219ZM218 215V216H219ZM227 215V214H226ZM237 215V213H236ZM260 215V214H259ZM72 216V215H71ZM78 216V215H77ZM80 216V215H79ZM101 216V215H100ZM132 215L130 214V217ZM139 216V215H138ZM196 216V215H195ZM202 216V215H200ZM211 216V215H209ZM223 216V215H222ZM234 216V215H233ZM232 216V217H233ZM240 216V215H239ZM237 216V217H239ZM73 217V216H72ZM70 217V218H72ZM120 217V216H119ZM128 217V216H127ZM161 217V216H160ZM169 217V216H168ZM181 217V216H180ZM230 217V216H228ZM254 217V216H253ZM74 218V217H73ZM85 218V217H84ZM101 218V217H100ZM138 218V217H137ZM179 218V217H178ZM183 218V217H181ZM210 218V217H208ZM216 217H214L213 219H215ZM218 218V217H217ZM92 219V217H91ZM120 219V218H119ZM136 219V218H135ZM143 219V218H142ZM166 219V218H165ZM184 219V218H183ZM194 219V218H193ZM203 219V218H202ZM219 219V218H218ZM231 219V217H230ZM237 219V218H236ZM242 219V217H241ZM36 221L38 220V225H36L35 229L30 232H28L29 227L31 225V223L33 221ZM71 220V219H70ZM73 220V219H72ZM83 220V219H81ZM117 220V219H116ZM126 220H129V219H126ZM180 220V218H179ZM217 220V219H216ZM228 220V219H227ZM234 220V219H233ZM232 219L230 221H233ZM239 220V219H238ZM244 220V219H243ZM247 220V219H245ZM79 221V220H78ZM84 221V220H83ZM88 221V220H87ZM100 221V220H99ZM111 221V220H110ZM163 221V220H162ZM168 221V220H167ZM173 221V220H172ZM187 221H188V218H187ZM219 221V220H218ZM71 222V221H70ZM85 222V221H84ZM83 222V223H84ZM95 222V221H94ZM97 222V221H96ZM134 222V221H133ZM138 222V221H137ZM154 222V221H153ZM166 222V221H165ZM184 222V221H183ZM223 222L224 219H223ZM252 222V221H251ZM254 222V221H253ZM72 223V222H71ZM159 223V222H158ZM162 223V222H160ZM169 223V222H168ZM172 223V222H171ZM185 223H190L189 221L188 222H185ZM183 224L185 227H178V228H181V231L179 229V231L181 232L180 234H176L174 238H179L180 236V239L179 241H177V243H174L175 245H171V243L173 242H169L164 244V245H161L162 246V250L161 252H158L157 253H160V255L158 254V257L160 256V259L163 260L162 264H171L172 260L173 259H177L179 262L178 264H196L200 259H204L205 256L201 251H200V248L201 246H203L202 242H203V239H204V236L201 232V228H194L193 224ZM229 223V221H228ZM231 223V222H230ZM240 223V222H239ZM257 223V222H256ZM87 224V223H86ZM96 224V223H95ZM115 224V223H114ZM138 224V223H137ZM143 224V223H142ZM147 224V223H146ZM145 224V225H146ZM167 224V223H166ZM213 224V223H212ZM247 224V223H246ZM263 224V223H262ZM76 225V226H75ZM89 225V223H88ZM94 225V224H93ZM92 225V226H93ZM102 225V224H101ZM159 225V224H158ZM165 225V224H164ZM169 225H171L169 223ZM242 224H240L241 226ZM91 226V227H92ZM182 226V225H181ZM261 226V225H260ZM66 227V228H65ZM90 227V225H89ZM94 227V226H93ZM115 227V226H114ZM132 227V226H131ZM134 227V226H133ZM170 227V226H169ZM173 227V226H172ZM239 227V225L237 226ZM256 227V226H255ZM83 228V227H82ZM87 228V227H86ZM96 228V227H95ZM174 228V227H173ZM241 228V227H240ZM65 229V230H64ZM68 229V235H66L64 232ZM84 229V228H83ZM94 229V228H93ZM169 229V228H168ZM177 229V228H176ZM234 229V228H233ZM97 230V229H96ZM84 231V230H83ZM138 231V230H137ZM178 231V232H179ZM207 231V230H206ZM232 231V230H231ZM63 232V233H62ZM94 232V231H93ZM139 232V231H138ZM141 232V231H140ZM166 232V231H165ZM157 233V232H156ZM171 233V232H170ZM205 233V231H204ZM234 233V232H233ZM61 234V235H60ZM94 234V233H93ZM139 233H137L138 235ZM236 234V233H235ZM89 235V234H88ZM95 235V234H94ZM101 235V234H99ZM103 235V234H102ZM150 235V234H149ZM158 235V234H155V236ZM170 235V234H169ZM177 235H180V236H177ZM230 235V234H229ZM23 236V235H22ZM147 236V235H146ZM151 236V235H150ZM154 236V235H153ZM160 236V235H159ZM173 236V235H172ZM213 236V235H212ZM238 236V235H237ZM86 237V236H85ZM98 237V236H97ZM103 237V241L106 242L105 240V237L104 235L102 236ZM138 237V236H137ZM170 237V236H168ZM88 238V237H86ZM143 238V237H141ZM145 238V237H144ZM143 238V239H144ZM148 239H151L149 237H147ZM173 238V239H174ZM20 239V240H21ZM83 239V238H82ZM93 239V238H91ZM90 239V237L87 239V241L84 243L85 245H89L90 242L92 241ZM99 239V238H98ZM116 239V238H115ZM138 239V238H137ZM136 239V240H137ZM206 239V238H205ZM97 240V238L95 239ZM109 240V239H108ZM135 240V239H134ZM135 240V241H136ZM141 240V239H140ZM145 240V239H144ZM143 240V241H144ZM152 240V239H151ZM154 240V239H153ZM152 240V241H153ZM167 240V239H165ZM178 240V239H177ZM254 240V239H253ZM111 241V240H110ZM142 241V240H141ZM147 242V240H145ZM149 241V240H148ZM260 241V240H259ZM67 242L69 243V246L67 244ZM113 242V241H112ZM133 242V241H132ZM145 242V243H146ZM207 242V241H206ZM77 243H82L81 241L80 242H77ZM139 243V242H138ZM144 243V245H145ZM148 243V242H147ZM152 243V242H151ZM156 243V242H155ZM165 243V242H164ZM215 243V242H214ZM220 243V242H218ZM231 243V242H230ZM234 243V242H233ZM83 244V245H84ZM102 244V243H101ZM149 244V243H148ZM213 244V243H212ZM159 244H157L158 246ZM217 245V244H216ZM225 245V244H224ZM22 246V245H21ZM29 246V245H28ZM87 246H85L84 248L87 249ZM211 246V244H210ZM254 246V245H253ZM79 247V246H78ZM83 247V246H82ZM115 247V246H114ZM118 247V246H117ZM139 247V246H138ZM149 247V246H148ZM152 247V246H151ZM154 247V246H153ZM156 247V246H155ZM205 247V246H204ZM226 247V246H225ZM23 248V247H22ZM31 248V249H33ZM48 248V249H47ZM80 248V247H79ZM147 248V247H146ZM145 248V250H146ZM160 248V246H159ZM230 248V247H229ZM237 248V247H236ZM254 248V247H253ZM256 248V247H255ZM259 248V247H258ZM20 249V248H19ZM50 249H54V252H52ZM113 249V248H112ZM141 249V247H140ZM144 249V247H143ZM150 249V248H149ZM148 249V250H149ZM153 249V248H152ZM18 250V249H17ZM106 250V249H105ZM145 250H144V254H145ZM158 250V249H157ZM205 250V249H204ZM253 250V249H251ZM71 251V250H70ZM99 251V250H98ZM113 251V250H112ZM225 251V250H224ZM97 253V251H94ZM120 252V251H119ZM119 252H113V254H119ZM239 252V251H238ZM137 253V252H136ZM147 253V252H146ZM230 253V252H229ZM93 254V253H91ZM95 254V253H94ZM151 254V253H149ZM211 254V253H210ZM222 254V253H221ZM220 254V255H221ZM234 254V253H232ZM236 254V253H235ZM234 254V255H235ZM250 254V253H249ZM28 255V253H27ZM99 255V254H98ZM143 255V254H142ZM148 255V254H147ZM225 255V254H224ZM222 255V256H224ZM258 255V254H257ZM256 255V256H257ZM91 256V255H89ZM94 256V255H93ZM104 256V255H103ZM149 256V255H148ZM204 256V257H203ZM219 256V255H217ZM221 256V257H222ZM226 256V255H225ZM228 256V255H227ZM226 256V257H227ZM236 256V255H235ZM234 256V258H235ZM245 256V255H244ZM248 256V255H247ZM251 256V255H249ZM248 256V257H249ZM262 256V255H261ZM260 256V257H261ZM151 257V256H150ZM157 257V256H156ZM208 256L206 255V258ZM239 257V256H238ZM11 258V259H10ZM94 258V257H93ZM101 258V257H100ZM117 258V257H115ZM126 258V257H125ZM145 258H147L145 256ZM210 258H214L210 256ZM225 258V257H224ZM229 258V257H228ZM259 259V257H257ZM264 258V257H263ZM69 259V258H68ZM99 259V257H98ZM103 259V258H102ZM148 259V258H147ZM146 259V260H147ZM159 259V258H158ZM221 259V258H220ZM219 259V260H220ZM223 259V258H222ZM227 259V258H225ZM239 259V258H238ZM252 259V258H251ZM250 259V260H251ZM95 259L93 260H90V264H98L99 263V260H98V263H96V261H94ZM137 260V259H136ZM143 260V259H142ZM157 260V259H156ZM205 260V259H204ZM218 260V259H217ZM229 260V259H228ZM231 260V259H230ZM250 260L248 259V261L250 262ZM256 260V259H255ZM254 260V261H255ZM260 260V259H259ZM89 261V260H88ZM144 261V260H143ZM153 261V260H152ZM159 261V260H158ZM202 261V260H201ZM208 261V260H207ZM236 261V260H235ZM243 261V260H242ZM263 261V260H262ZM85 262V261H84ZM120 262V261H119ZM174 262V261H173ZM211 262V261H210ZM225 262V261H224ZM247 262V261H246ZM252 262V260H251ZM250 262V263H251ZM258 262V260L256 261ZM255 262V263H256ZM73 263V262H72ZM111 263V262H109ZM115 263V262H114ZM176 263V262H174ZM204 263V262H203ZM207 263V262H206ZM216 263V262H215ZM219 263V262H217ZM233 263V262H232ZM259 263H262V262H259ZM100 264V263H99ZM222 264V263H221ZM235 264V262H234ZM248 264V263H247Z\"/></svg>",
	"mask_w": 264,
	"mask_h": 264
}]
</instances>
